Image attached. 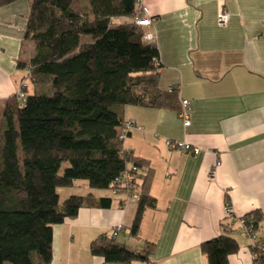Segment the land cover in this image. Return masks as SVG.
Masks as SVG:
<instances>
[{
    "label": "crops",
    "instance_id": "0c3cea01",
    "mask_svg": "<svg viewBox=\"0 0 264 264\" xmlns=\"http://www.w3.org/2000/svg\"><path fill=\"white\" fill-rule=\"evenodd\" d=\"M142 3L156 18L151 30L162 63L160 85L176 86L180 99L189 100L190 124L185 125L178 109L124 106L125 120L135 121L124 147L152 166L150 194L156 207L144 211L139 233L132 236L137 192L95 191L86 181H76L64 188L68 194L92 193L113 202L110 207H81L76 216L55 224L50 264H65L64 258L67 264H206L201 244L221 234L229 222L239 243L230 264H255L252 244L264 236V218L255 239L238 220L256 210L264 215V0ZM31 4L0 3V101L17 94L26 74L18 62L24 58ZM74 7L94 19L90 0H74ZM222 8L230 14L224 25L218 21ZM167 138L202 151L170 148ZM119 225L117 236L121 231L122 242L130 246L156 242L151 261L110 263L91 253V242Z\"/></svg>",
    "mask_w": 264,
    "mask_h": 264
},
{
    "label": "trees",
    "instance_id": "16d2710c",
    "mask_svg": "<svg viewBox=\"0 0 264 264\" xmlns=\"http://www.w3.org/2000/svg\"><path fill=\"white\" fill-rule=\"evenodd\" d=\"M90 4L94 19L76 10L74 0H32L25 40L33 43L34 53L18 62L26 71L21 79L27 80L26 97L0 101V264H50L55 224L81 207L112 205V197L92 193L62 198L60 189L76 180L90 189L137 192L132 236L139 233L144 211L156 207L152 166L124 147L122 110L135 105L181 111L182 100L176 86L160 85L159 48L144 39L146 28L134 21L139 0ZM116 17L129 20L114 22ZM123 177L131 181L115 185ZM241 218L259 234L260 210ZM222 226L221 234L201 244L206 264H230L229 256L239 250L232 223ZM156 247L147 241L136 248L102 234L90 250L106 262L129 263L151 261ZM252 250L255 264H264V236Z\"/></svg>",
    "mask_w": 264,
    "mask_h": 264
},
{
    "label": "built area",
    "instance_id": "2783aa9c",
    "mask_svg": "<svg viewBox=\"0 0 264 264\" xmlns=\"http://www.w3.org/2000/svg\"><path fill=\"white\" fill-rule=\"evenodd\" d=\"M139 2H140L139 14L135 17L134 21L138 25L144 26L146 28V33L144 35V39L147 41H154L155 42L157 39V35L153 30H151V28L153 27L156 18H155V16H152L150 14L149 7L144 5L142 3V0H139ZM229 20H230L229 12L225 8H222L221 11L219 12V15H218L219 23L224 25V24H227L229 22ZM157 64L159 65L160 62L158 61ZM24 86H27V83L23 80L21 82V87L17 92L18 97L22 100H25V97H26V93L24 91V88H25ZM189 103L190 102L188 99L182 100L183 109L181 110V115L185 120V125L190 124ZM134 125H135V121H133V120H127L125 122L124 131L121 135L122 139H125L127 137V132L129 130H131V128H133ZM166 145L170 148H173V149H179V150L184 151V152H191L192 154H199L202 151V148H200L199 146L192 145V144L185 142V141L175 140V139H170V138L166 139ZM130 181H131L130 178L123 177L121 179H117L115 182L116 183L115 185H118L122 182H130ZM114 192L116 193L115 190H114ZM136 197L139 199V194H137ZM227 212L229 214L232 212L231 206H227ZM238 222L240 223V225L242 227H244V231L247 232V234L249 236L253 237V239H255L256 235L252 233V231H251L252 228H250L246 225L245 220L243 218H239ZM121 227L122 226H120V225L117 226L108 235L117 236L118 231L121 229ZM255 242L256 241L254 240L253 245H255ZM259 247H261V246H259Z\"/></svg>",
    "mask_w": 264,
    "mask_h": 264
},
{
    "label": "rangeland",
    "instance_id": "374dc122",
    "mask_svg": "<svg viewBox=\"0 0 264 264\" xmlns=\"http://www.w3.org/2000/svg\"><path fill=\"white\" fill-rule=\"evenodd\" d=\"M33 53H34V45H33V43L31 41H27L26 44H25V49H24V58L29 59ZM21 82L22 81H20V83ZM25 82L27 83V80H25ZM20 87H21V85L19 84V89H20ZM24 87L26 88L27 86H24ZM2 127H3V122H2V118H1V120H0V134H1V131H2V129H1ZM76 181H81V180H76ZM60 190H61L60 193H61L62 198L67 197V196L70 195L68 193H70L71 191L68 190V192H66L64 188H62ZM94 190L95 191L96 190H99L100 191V189H96V188ZM117 239L119 241H121V242L124 241L125 237L123 236V234L121 233V231H120V234L117 236ZM64 261H65V264H67V259L64 258ZM5 264H7V263H5Z\"/></svg>",
    "mask_w": 264,
    "mask_h": 264
}]
</instances>
